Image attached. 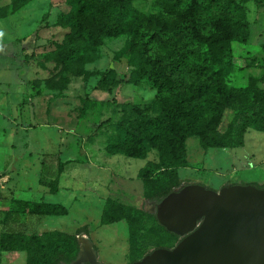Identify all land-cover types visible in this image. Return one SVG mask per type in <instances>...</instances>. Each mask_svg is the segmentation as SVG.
<instances>
[{
	"label": "rangeland",
	"instance_id": "374dc122",
	"mask_svg": "<svg viewBox=\"0 0 264 264\" xmlns=\"http://www.w3.org/2000/svg\"><path fill=\"white\" fill-rule=\"evenodd\" d=\"M154 1L133 0L132 5L148 16ZM244 7L247 42L232 40L223 62L211 64L239 109L249 103L245 89L251 79L264 77V3L250 0ZM72 10L66 0H0V240L6 234H36L49 244L75 236L82 251L78 264H130L182 238L155 216L166 188L264 186V130L248 128L241 147L203 148L200 137L211 141L223 133L235 110L223 103L219 118L192 114L190 125L197 134L185 139L186 165L175 177L164 170L149 142L142 158L116 152L122 123L137 124L175 107V97L196 83L192 73L181 72L183 63L195 74L202 64L186 55L197 48L196 40L179 35L176 43L174 37L143 28L140 43L151 40L152 45L143 54L131 49L129 33L105 36L92 46L90 34L82 39L70 27ZM159 13L165 17L164 10ZM154 54L163 58L167 77L160 84L133 73L143 56ZM259 85L264 89V80ZM59 161L69 163L65 174L75 177L73 193L51 192L53 201L69 208L67 216L57 215L61 223L42 222L44 216L25 213L15 200L5 207L15 183L26 188L25 200L38 198L34 188L40 181L57 186L64 171ZM103 212L108 223L101 222ZM85 258L90 261L82 262ZM26 262V251L0 248V264Z\"/></svg>",
	"mask_w": 264,
	"mask_h": 264
},
{
	"label": "trees",
	"instance_id": "16d2710c",
	"mask_svg": "<svg viewBox=\"0 0 264 264\" xmlns=\"http://www.w3.org/2000/svg\"><path fill=\"white\" fill-rule=\"evenodd\" d=\"M66 1L73 8L69 15L70 27L77 30L75 34L80 38L83 37L82 39H85L83 35L90 34L92 46L99 44L105 36L129 33L133 35L131 49L136 54H143L152 48L151 40L140 43L141 39L137 37L142 34L143 28L168 38L174 37L177 39L176 43L179 41V35L188 40H196L197 48L187 51L186 55L202 61L197 73H193L190 65L186 63L181 65L183 68L181 72L188 75L192 73L193 78H198L193 79L197 80L196 83L175 97L173 101L176 103L175 107L164 109L156 117L142 119L137 124L122 123L121 128L125 127V129L117 143L119 148L116 152L121 151L128 156L142 158L146 153L145 142H149L158 150L164 170L175 177L176 170L186 165L185 139L191 134H197L192 131L193 125H190L192 114L203 115L205 120H210L211 115L214 119L219 118L223 103L229 104L235 110L232 120L223 133L213 135L211 141H206L204 135L200 137L203 148L241 147L248 128L264 130V89L259 85L264 77L251 79L245 89L249 103L246 108L239 109L232 96V90L215 79L218 72L211 67V64L223 62L232 40L240 43L247 42L248 21L244 4L250 0H202L203 2H200L201 0H156L153 3L155 10L148 16L134 8L133 0ZM253 1L264 3V0ZM159 10H164L165 17L160 15ZM78 30L84 33L78 34ZM166 44L169 43L166 42ZM166 54L175 53L173 51L171 54L168 52ZM182 55L186 56L184 52ZM154 56V58L143 56L141 64L133 73L150 82L160 84V81L167 79L161 67L163 58L158 54ZM212 78L214 81H211ZM162 86L163 83H161ZM64 164L59 161L57 166L60 169ZM40 183L47 186L50 192L57 191L56 186L44 181ZM252 185L264 188V186ZM171 191H173L171 188L163 190L159 195L160 200ZM17 202L22 205V210L27 214L57 216L66 213L65 208L59 204L26 200ZM101 222H109L105 220L104 212ZM0 248L26 251V264H69L76 260L79 253L75 236L58 239L48 244L42 242L40 236L36 234H6L0 240ZM55 255L57 259L54 258Z\"/></svg>",
	"mask_w": 264,
	"mask_h": 264
},
{
	"label": "water",
	"instance_id": "95a60500",
	"mask_svg": "<svg viewBox=\"0 0 264 264\" xmlns=\"http://www.w3.org/2000/svg\"><path fill=\"white\" fill-rule=\"evenodd\" d=\"M154 211L182 238L130 264H264V188L190 183L165 195Z\"/></svg>",
	"mask_w": 264,
	"mask_h": 264
},
{
	"label": "crops",
	"instance_id": "0c3cea01",
	"mask_svg": "<svg viewBox=\"0 0 264 264\" xmlns=\"http://www.w3.org/2000/svg\"><path fill=\"white\" fill-rule=\"evenodd\" d=\"M67 164H69V163H66L63 166L64 171L59 175L58 184L56 186L57 187V191H56L57 193H55L56 195H58L59 193H65V192L68 194L73 193V187L75 184V177H74V175H71L68 173L65 174V168H66ZM63 180L66 181V182H64L65 184L62 183ZM15 186L11 187L8 191L9 197L5 200V207L9 206V202L11 200H15L16 202L18 200H25V199L21 198V195L26 190V188L23 186H18V185H16V183H15ZM34 190L37 193L38 198L36 200H26V201H35V202L43 201L46 203L59 204L65 208L66 213H67L65 216H67L69 214V208L65 205V202H61V201L56 202V201H53L51 199V195H53V194L50 192V190L47 186L42 185L40 183V185H37V187L34 188ZM68 200H69V198H68ZM54 217H56V219H53V217L44 216L43 218L41 217L42 218L41 221L44 222V221L50 220L53 224L57 225V222H59L57 220H59L60 218H59V216H54ZM59 223H61V222H59ZM51 229H56V227L51 228Z\"/></svg>",
	"mask_w": 264,
	"mask_h": 264
},
{
	"label": "bare ground",
	"instance_id": "6f19581e",
	"mask_svg": "<svg viewBox=\"0 0 264 264\" xmlns=\"http://www.w3.org/2000/svg\"><path fill=\"white\" fill-rule=\"evenodd\" d=\"M83 248H84V247H83ZM85 248H86V247H85ZM88 250H89V249H88ZM80 251H81V248H80ZM81 252H82V251H81ZM81 252H80V253H81ZM84 252H85V251H84ZM80 253H79V255H80ZM78 258H79V257H78ZM78 258H77V261H76V263H79V262H81V261H79V260H78ZM92 263H95V262H92Z\"/></svg>",
	"mask_w": 264,
	"mask_h": 264
},
{
	"label": "flooded vegetation",
	"instance_id": "af4514ba",
	"mask_svg": "<svg viewBox=\"0 0 264 264\" xmlns=\"http://www.w3.org/2000/svg\"><path fill=\"white\" fill-rule=\"evenodd\" d=\"M85 260H88V261H90L89 259L85 258L84 260H82V262H84ZM72 263H74V261H73Z\"/></svg>",
	"mask_w": 264,
	"mask_h": 264
}]
</instances>
